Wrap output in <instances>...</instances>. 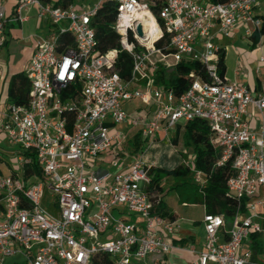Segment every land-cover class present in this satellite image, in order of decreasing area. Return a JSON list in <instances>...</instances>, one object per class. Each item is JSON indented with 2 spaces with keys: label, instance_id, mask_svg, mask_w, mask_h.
<instances>
[{
  "label": "built area",
  "instance_id": "1",
  "mask_svg": "<svg viewBox=\"0 0 264 264\" xmlns=\"http://www.w3.org/2000/svg\"><path fill=\"white\" fill-rule=\"evenodd\" d=\"M13 1L7 17L5 0H0V49L7 24L26 23L31 9L47 33L33 38L25 71L27 103L0 105V130L13 149L9 174L0 172V264L16 257L21 264H90L97 254L114 264H153L149 259L168 255V239L178 226L154 211L145 191L151 167L143 154L126 166L117 159L125 154V135L111 126L141 123L139 132L149 147L158 135L165 140L193 120L204 121L211 131V144L221 152L215 166L231 162L234 176L226 186L238 202L227 231L224 215L204 214V251L193 264H264V216L256 210H264V88L253 96L244 85L220 76V50L211 34L215 26L223 37L239 26L259 32L262 21L254 11L259 0H164L158 20L146 0H78L67 6L56 5L59 0ZM106 2L116 5L120 50L132 58L128 82L115 70L120 51L96 50L91 23ZM139 13L154 19L152 32L136 19ZM137 25L142 37L135 32ZM181 61L199 63L203 76L191 74L194 79L179 97L153 87L157 66L167 70ZM258 64L264 66V56ZM75 86L78 94L71 91ZM134 99L145 105L153 101L155 109L146 121L131 118L124 109ZM249 107L259 113L258 134L246 122ZM109 153V166L116 170L96 169L95 163ZM183 167L203 195L205 175L191 160L183 161ZM254 238L257 251L245 247Z\"/></svg>",
  "mask_w": 264,
  "mask_h": 264
},
{
  "label": "crops",
  "instance_id": "2",
  "mask_svg": "<svg viewBox=\"0 0 264 264\" xmlns=\"http://www.w3.org/2000/svg\"><path fill=\"white\" fill-rule=\"evenodd\" d=\"M74 3L78 0H73ZM13 0H5V10L7 17H10L13 13ZM264 0H259L255 7L256 17L262 21L264 25ZM29 20L23 24L8 23L6 28L7 42L0 49V105L2 108L3 103L8 102L6 98V91L8 83L12 76L25 73L31 56L34 51V37L44 36L47 33V27L45 22L37 20L35 15V9L29 11ZM44 33V34H43ZM257 32L252 31V27L247 28L239 26L233 30L230 37H223L218 33V27L215 26L211 30L214 44L219 48L220 52L224 54L225 70L223 78L229 82H236L244 85L251 91L253 96H257L262 92L264 88V66L258 64V58L264 56V35H261L257 42H253L252 35ZM236 42L240 44V47L236 45ZM238 47V48H237ZM232 52V55H231ZM135 90L144 91L143 85H134L132 87ZM135 101L136 104H133ZM124 109L131 118H136L140 122L146 121L149 118L155 105L153 101H150L148 105L143 104L140 100L134 99L124 104ZM246 122L250 126L253 132L259 133V127L261 119L256 109L248 108V117ZM125 129L122 133L125 135V141L123 143L122 152H125L130 158L133 156L127 154L128 139L135 131H139L141 123L137 126L130 124L121 125ZM116 126H111V131L115 130ZM176 129L171 131L170 135L175 134ZM158 140L163 141L162 135H158ZM10 145L7 142L5 135L0 130V172L4 175L9 174L8 160L11 156ZM110 153L103 155L96 163L95 168L98 170H107L105 166H109ZM125 160L124 166L129 164L131 160ZM128 161V162H127ZM174 183L167 186L162 184V192L158 195L159 199L165 206L166 212L175 216V222L178 226L177 233L169 238V242L172 245L170 253L162 258L149 259L153 260V264H193L197 256L204 251V229H203V217L206 213L205 207L199 204L203 211L202 218L192 216V212L189 210L191 205H197L196 203L189 204L180 200L178 191L174 188ZM181 210V211H180ZM257 213L264 216V210L257 207ZM243 216H247V212L243 211ZM131 222L140 223L135 217L129 219ZM262 223V221H260ZM231 226V220L226 226L227 231ZM221 240H225V237H221ZM253 246L246 243L245 247H250L257 251L256 244L258 239H253ZM18 261H10L8 264H17Z\"/></svg>",
  "mask_w": 264,
  "mask_h": 264
},
{
  "label": "trees",
  "instance_id": "3",
  "mask_svg": "<svg viewBox=\"0 0 264 264\" xmlns=\"http://www.w3.org/2000/svg\"><path fill=\"white\" fill-rule=\"evenodd\" d=\"M48 1V0H41ZM62 3H61V2ZM150 4V10L153 16L158 20V10L163 4L164 0H147ZM73 0H59L56 5L61 4L67 6L72 4ZM117 14L116 5L113 3H103L97 14L92 19L91 26L96 34V50L104 54L109 51H120L118 53L115 70L119 74L120 78L124 82L130 80L132 69L131 56L120 50L119 36L115 32L114 23ZM7 28V26H6ZM6 34V33H5ZM264 35V25L259 32L252 35L253 42H257L259 37ZM129 40L132 41L131 35ZM166 40L155 45L156 48H162L163 43ZM7 42V38L5 43ZM219 74L222 77L225 70L224 54L219 53L218 57ZM203 76L202 66L197 62L181 61L173 68L163 69L161 66H157L152 73V84L154 88H163L166 91H171L176 97H179L189 86L194 76ZM30 91V83L25 73H19L11 77L6 91L7 101L22 105L26 104ZM72 93H79V86H75L71 89ZM182 130L181 138L184 147H191L192 149V167L201 171L205 175L206 187L204 194L200 195L197 201L204 205L206 213L208 214H222L229 221L234 217L238 208L237 200L228 192L227 181L234 176V171L231 169V162L225 163L222 167H216L215 164L221 156V152L214 148L211 144V131L207 124L202 120H193L184 125L176 127V132L173 136ZM158 140V139H157ZM148 141L141 138L140 132L135 131L130 139H128L129 154L133 157H137L143 154L144 148L147 146ZM30 171V170H29ZM29 171L28 174H29ZM34 174L39 175V172L34 168L32 171ZM149 185L145 191L151 197V202L154 204V211L170 221H175V216L169 214L165 210V206L159 199L158 195L162 192L161 182L166 178H172L175 180L174 188L177 189L180 200L183 202H189L192 198L187 193L188 185L198 187L192 180L189 169L184 167H176L174 169L155 168L149 170ZM179 180L180 182H176ZM195 189V191H196ZM189 196V197H188ZM244 202H242V208H244ZM244 209H242L243 212ZM257 247V246H256ZM21 264V263H17ZM90 264H114L113 261L105 254H97L93 257Z\"/></svg>",
  "mask_w": 264,
  "mask_h": 264
},
{
  "label": "rangeland",
  "instance_id": "4",
  "mask_svg": "<svg viewBox=\"0 0 264 264\" xmlns=\"http://www.w3.org/2000/svg\"><path fill=\"white\" fill-rule=\"evenodd\" d=\"M51 1L52 3L57 2V0H51ZM63 26L65 27V25ZM236 45L240 47V44L238 42H236ZM231 55H232V52H231ZM154 59L155 58L152 57V60ZM133 104H136L135 101L133 102ZM123 128L124 127L120 125V126H116L115 130L117 132H122L125 130ZM181 133H182V130H180L178 134H176L175 138H173V135H169L163 141H160L157 139L154 140V143H152L149 147L146 146L144 148L142 159L151 167V169H155V168L174 169L179 166L183 167V161L192 159V149L191 147H184L182 143ZM10 149L11 151L13 150L12 147H10ZM126 151H127V154H129L130 150L126 149ZM128 158L130 157L125 154H121L120 156H117V159L123 162L127 160ZM129 160H132V158H130ZM9 162H10V167L12 169H15L16 165H14V163L16 162V160L12 158V160ZM104 168H106L110 172H113L116 170L115 167H111V166H105ZM174 182H175L174 179L166 178L161 182V185L164 184V186L165 185L169 186ZM176 182H180V181L176 180ZM195 189H196L195 187L188 185L187 193L188 195L192 197L188 203L197 204V205H191L189 210L193 213L192 214L193 217L202 218L203 211H202L201 206L199 205L200 201L199 200L197 201V199L200 197V193L197 189L195 191ZM195 197H197V199H195ZM14 260L20 261V258L16 257L11 260H8L6 264Z\"/></svg>",
  "mask_w": 264,
  "mask_h": 264
},
{
  "label": "bare ground",
  "instance_id": "5",
  "mask_svg": "<svg viewBox=\"0 0 264 264\" xmlns=\"http://www.w3.org/2000/svg\"><path fill=\"white\" fill-rule=\"evenodd\" d=\"M136 19L139 20V23L141 24V26L145 31L149 30L152 32L154 30L155 28L154 19L148 13H139ZM145 40L147 42V45L150 47L152 43V39L147 37L145 38Z\"/></svg>",
  "mask_w": 264,
  "mask_h": 264
},
{
  "label": "water",
  "instance_id": "6",
  "mask_svg": "<svg viewBox=\"0 0 264 264\" xmlns=\"http://www.w3.org/2000/svg\"><path fill=\"white\" fill-rule=\"evenodd\" d=\"M135 32H136V34L139 36V37H142V33H141V27L140 26H136V28H135Z\"/></svg>",
  "mask_w": 264,
  "mask_h": 264
}]
</instances>
